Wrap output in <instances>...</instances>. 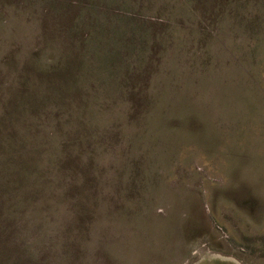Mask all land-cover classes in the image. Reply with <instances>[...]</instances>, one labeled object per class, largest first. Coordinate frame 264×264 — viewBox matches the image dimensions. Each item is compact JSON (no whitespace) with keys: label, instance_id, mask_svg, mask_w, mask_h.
<instances>
[{"label":"rangeland","instance_id":"374dc122","mask_svg":"<svg viewBox=\"0 0 264 264\" xmlns=\"http://www.w3.org/2000/svg\"><path fill=\"white\" fill-rule=\"evenodd\" d=\"M0 264H264V0H0Z\"/></svg>","mask_w":264,"mask_h":264},{"label":"trees","instance_id":"16d2710c","mask_svg":"<svg viewBox=\"0 0 264 264\" xmlns=\"http://www.w3.org/2000/svg\"><path fill=\"white\" fill-rule=\"evenodd\" d=\"M88 45H89V43H84V46L88 49ZM60 67V66H59ZM31 104L32 103V100H31V98L30 99H28V98H22L21 99V104H22V107L24 106H26V105H28V104ZM14 146V144L12 145V147ZM8 152H7V154L12 158V156L15 154V153H18V152H22V150H20V148H18V149H11V147H8ZM5 161H7V163H10V161H11V159L9 158V157H7L6 159H5ZM23 168V167H22Z\"/></svg>","mask_w":264,"mask_h":264}]
</instances>
